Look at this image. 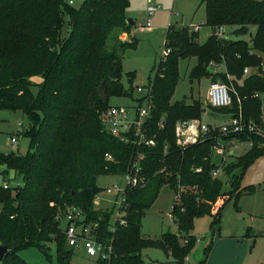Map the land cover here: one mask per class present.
<instances>
[{
    "label": "trees",
    "instance_id": "obj_1",
    "mask_svg": "<svg viewBox=\"0 0 264 264\" xmlns=\"http://www.w3.org/2000/svg\"><path fill=\"white\" fill-rule=\"evenodd\" d=\"M212 33L199 42V30L170 24L166 46L152 85L153 107L146 124L147 139L140 143L132 132L121 141L104 130L101 113L111 99L134 96L136 71L128 73L129 86L122 82L123 57L137 48L139 39L123 40L122 32L133 26L127 21L130 0H84L79 8L65 0H0V110H21L28 125L20 134L29 139L26 153L0 152V166L20 176L18 185L0 186V244L8 251L1 264H25L20 251L56 239L59 264H69L74 247L67 244L60 221L69 207L81 210L93 234L101 241L113 238V254L103 264H140L142 249L159 246L183 259L197 238L164 233L151 239L142 233V219L164 184L177 193L172 214L181 231L193 227L196 216L220 220L222 209L254 186L241 187L245 169L264 154V137L243 132L226 138L252 140L253 145L235 160H213L220 129L210 126V135L181 145L177 122L200 119L205 111L200 100L173 101L180 80V57H197L191 80L211 77L231 88L230 106L210 107L236 114L241 108L245 120L260 124L264 104V0H201ZM68 17V33L62 29ZM236 26L237 35L251 34V41L232 39L221 30ZM256 27L254 33L251 27ZM224 64L226 71L213 70ZM213 68V69H212ZM257 69L246 74L244 70ZM218 79V80H217ZM36 88V90H35ZM133 130V129H132ZM110 154V158L106 154ZM143 155L140 164L145 183L126 191V224H113L110 210L94 205L101 191L97 178L103 174H124ZM222 167L230 188L213 176ZM6 172L2 173L4 179ZM96 225V226H95ZM185 239L187 241L185 242Z\"/></svg>",
    "mask_w": 264,
    "mask_h": 264
},
{
    "label": "rangeland",
    "instance_id": "obj_2",
    "mask_svg": "<svg viewBox=\"0 0 264 264\" xmlns=\"http://www.w3.org/2000/svg\"><path fill=\"white\" fill-rule=\"evenodd\" d=\"M73 7L79 8L84 0H65ZM150 5H160V9L150 14ZM127 15L133 19L135 25L130 32H122L123 40L131 36L139 39L137 48L126 50L123 57V84L128 87V73L136 71L134 80V96H118L111 99V104L127 106L130 115L135 113V106L142 93L137 91V86L147 85L154 79L157 67L163 56H167L166 32L172 24L188 26L191 30L198 28L199 42L203 43L212 33V28L207 24L205 4L201 0H130ZM150 20L148 29H141V25ZM68 17L62 29L63 36L68 33ZM236 26L225 27L221 30L229 34L232 39H245L251 41V34L237 35L234 33ZM256 27H251L254 33ZM263 69H264V53ZM197 64V57H180L178 70L180 80L172 100H200L205 111L200 118L202 123L212 126H221L230 122L231 114L218 112L210 107L208 91L212 82L211 77H202L200 80L190 78L192 68ZM213 70L225 72L224 64L212 65ZM257 71V69H249ZM218 80V79H217ZM36 90V88H35ZM264 98V94H262ZM28 118L21 110H0V152L10 153L18 151L26 153L29 139L20 134L28 125ZM188 133L182 131L177 134L178 143L187 142L201 136L195 126ZM12 137L17 139L12 142ZM251 148L250 143H241L238 148H233L226 161L235 160L236 156L245 154ZM217 149L213 152V160L221 161ZM0 166V186L8 182L12 186L21 182L20 176L15 178L13 170ZM6 172V177L2 173ZM224 181V190L230 188L229 177L225 172H219ZM126 174H103L98 176L97 184L101 191L96 196L94 205L98 209L113 212L111 222L116 219L115 193H109L107 187L115 184L125 187ZM241 187L254 186L251 192H244L237 200H231L221 211L220 220L212 226L213 216L202 215L194 218L193 227L187 232L181 231L178 220L172 211L178 199L176 191L164 184L153 205L142 219V233L151 239L161 238L164 233H172L178 237L181 246L184 245V236L193 235L197 238L193 249L181 260H178L171 251H166L159 246H146L142 249V262L140 264H264V154L256 156L248 165L240 181ZM3 204H0V210ZM115 209V210H114ZM68 219L63 216L60 221L61 230H65ZM44 249L33 246L20 251L25 264H59L57 254V241L52 239L42 243ZM1 264V262H0ZM69 264H103L98 257L86 254L82 245L74 247V254Z\"/></svg>",
    "mask_w": 264,
    "mask_h": 264
},
{
    "label": "built area",
    "instance_id": "obj_3",
    "mask_svg": "<svg viewBox=\"0 0 264 264\" xmlns=\"http://www.w3.org/2000/svg\"><path fill=\"white\" fill-rule=\"evenodd\" d=\"M160 9V5H150L148 7V12L150 14L155 13ZM151 25L150 20L147 23L141 25V29H148ZM170 49H167L166 54H168ZM165 57V56H163ZM245 73L249 72V68L244 70ZM137 91L142 93L138 98V103L135 106V113L130 115L127 106L112 104L109 108L101 113V123L106 129L113 135L119 136L121 141H125L128 138V133L132 132L136 137H138L140 143H146L148 145H154L155 141L153 139H147L146 136V124L147 120L151 115V110L153 107V93L152 85L148 83L147 85L137 86ZM208 102L214 107L230 106L233 102V97L231 94V88L220 81H213L210 84L208 91ZM194 121H198L195 128L202 133L196 139L188 140L187 142H182L181 145L195 142L197 139L204 137L205 135H210V126L206 123H202L200 119H188L180 120L177 122V134L181 132H190L194 126ZM220 129L219 144L214 148L220 153L221 160H225L227 156L229 157L232 153L233 148H238L241 143H250L253 145L252 140L239 141L235 139L226 138L230 134H240L243 132H248L252 134H259L264 137V104L262 106V114L260 124L254 121H246L242 109L240 108L236 114L230 116V122L224 123L218 126ZM133 129V130H132ZM17 139L12 137V142H16ZM260 146L263 147L264 144L261 143ZM106 156L110 158V154L107 153ZM143 155H139L138 160L132 165L131 169L124 173L127 177L126 186H120L115 184L113 187H107L109 193H115V205L116 207V219L111 225L110 230H116V223L125 225L126 224V191L130 186H137L145 183V178L142 175L141 160ZM219 172H223L222 167L216 168L213 171V176L218 177ZM9 183L5 182L4 186L8 187ZM115 210V209H114ZM66 218L68 219V225L66 227L65 235L67 244L69 246H79L82 245L86 253L89 256L98 257L100 260H109L113 254V238L109 241H101L96 238L93 234V225L86 223L81 210L77 207H69L67 209ZM96 226V225H95ZM187 239H185V242Z\"/></svg>",
    "mask_w": 264,
    "mask_h": 264
},
{
    "label": "water",
    "instance_id": "obj_4",
    "mask_svg": "<svg viewBox=\"0 0 264 264\" xmlns=\"http://www.w3.org/2000/svg\"><path fill=\"white\" fill-rule=\"evenodd\" d=\"M127 21H128V24L131 25V26H134L135 25V22L133 21V19L129 16H127ZM106 130V129H104ZM8 251V247L7 245L5 244H0V261L3 260V258L5 257L6 253Z\"/></svg>",
    "mask_w": 264,
    "mask_h": 264
},
{
    "label": "crops",
    "instance_id": "obj_5",
    "mask_svg": "<svg viewBox=\"0 0 264 264\" xmlns=\"http://www.w3.org/2000/svg\"><path fill=\"white\" fill-rule=\"evenodd\" d=\"M86 252V251H85ZM87 254V253H86Z\"/></svg>",
    "mask_w": 264,
    "mask_h": 264
}]
</instances>
